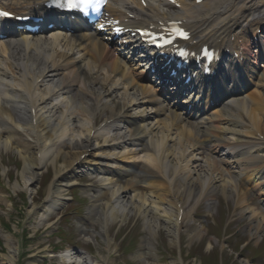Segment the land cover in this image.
<instances>
[{"label": "bare ground", "instance_id": "obj_1", "mask_svg": "<svg viewBox=\"0 0 264 264\" xmlns=\"http://www.w3.org/2000/svg\"><path fill=\"white\" fill-rule=\"evenodd\" d=\"M29 1L33 0L25 2ZM113 1L115 5L109 8L113 17L122 20L120 22L128 27L143 25L152 19L158 24L162 15L167 14L160 0ZM177 1L186 3L181 11L183 16L179 18L183 17L185 24L193 27L194 35L197 33L196 24L201 29H218L219 33L227 28L232 34L229 41H232L231 38L237 35L235 27L250 33L248 27H257L264 19L257 23L251 21L258 8L264 9V0H205L199 5L194 1ZM142 2L147 4L146 7ZM258 12L263 13L264 10L258 9ZM212 13L219 16L211 18ZM128 15L134 16V19ZM77 27L80 26L74 28ZM94 36L95 33L90 31H85L77 37L63 31L52 32L49 36L42 35L36 39L13 35L19 44L13 42L0 46V147L9 150L11 146L16 145L18 148L15 147L23 163L20 171L22 185L31 198L35 192L34 184L48 164L55 170L46 205H42L41 213L35 212L36 219L32 228L35 230L38 227L48 228L54 225L51 223L52 216L57 214L61 203L64 202L68 185L75 183L80 173H85L98 176L100 174L99 184L94 187L96 189L89 188L87 192L98 193H89L92 203L96 201L99 206L100 202L113 205L108 213L109 221H124L131 213L143 211L146 217L145 233L149 234L150 238L148 239L147 235L140 245L142 248L138 253L141 257L145 242L149 251L150 248L153 250L151 236L158 231V220L164 224L162 228L168 234L170 243H177L179 234L184 231L182 227H185V221L198 204L192 194L203 196L204 193H209V189L233 199L236 206L242 209L240 216L248 219V235L255 237L262 233V91L231 99V103L227 104L220 114V117L226 115L228 118L232 112L235 120L240 115L249 116L246 117L249 123L254 120L249 126L250 130L244 127L245 132L242 131L244 124L231 121L238 134L243 132L258 138L248 150L237 137L220 141L222 133L213 136L214 129L224 128L223 125L217 124L212 128L200 124L194 126V123L177 109H171L170 103L167 107L163 102H158L162 95H156L151 84L149 86L143 83L145 70L137 71L135 66L136 45L132 48L120 46V49H117L115 44H110L112 49H108L100 39L93 38ZM241 39L244 40V37ZM121 50L125 57L122 56ZM131 53L133 54L130 55ZM261 76H264V71ZM215 80L216 78H213L209 83ZM231 80L226 77L218 82L221 84V81H224V84ZM98 111L106 113V121L114 115H118V118L102 130H96L92 121ZM258 133L260 137H257ZM242 142L250 144L244 138ZM65 146L73 151L67 152V156L65 157V154L62 161H59ZM131 146L133 151L129 152L128 147ZM90 149L100 151L98 157H95ZM220 154L225 157L230 155V159L219 157ZM138 155L144 158L140 168L143 170L142 186L127 178L132 170H135V164L121 160H131L130 158ZM115 157L119 160L114 159ZM154 174L164 177L166 190H161L159 182H150L149 179ZM116 177H120V180ZM239 177H243L244 181L257 190L258 195L263 198L261 203L255 204L249 199L248 190L243 189ZM13 186L21 188L18 183ZM171 190L174 196L183 193V200H176ZM3 200L7 201L6 198ZM192 201H195V204L189 208L188 205ZM177 206L178 212L175 211ZM30 207L28 213L34 216L37 209L35 203ZM102 211L104 215L103 207ZM153 216L156 222L150 220ZM80 222L78 226L83 227V220ZM100 226L109 247L106 232L108 225L104 222ZM91 227L87 226L88 230L81 235L85 242L95 239V234L102 235V232L90 230ZM194 229L195 233L189 232V241L199 240L203 234L201 228ZM4 236L7 252L2 256L9 264H16L18 248L11 246L10 232H5ZM75 253L72 250L61 253L59 264H103L101 260L104 256L93 259L88 255ZM31 264L36 263L32 261Z\"/></svg>", "mask_w": 264, "mask_h": 264}, {"label": "rangeland", "instance_id": "obj_2", "mask_svg": "<svg viewBox=\"0 0 264 264\" xmlns=\"http://www.w3.org/2000/svg\"><path fill=\"white\" fill-rule=\"evenodd\" d=\"M15 147L16 145L11 146L9 150L0 147V264H9L2 256L4 252H7L5 232L11 233V246L18 248L19 254L15 260L16 264H31L32 261L36 264H59L60 258L57 256L73 248L74 240H77L81 244V249L85 251L84 255H88L93 259H97L99 256L107 258L105 261L103 257L101 260L103 264L105 262L107 264H253L247 262L240 255L239 251L243 243H239L234 252L228 245L225 246L224 248H227L228 253L224 251L223 261L218 259L217 249L216 252L208 254V241L212 242V246H218L217 240L220 234L216 226L217 224L221 226L223 222V220L218 219L213 221L209 229L204 230L207 235L203 238L204 241L201 244L200 240L189 241V232H193L191 227L185 229L179 235L178 241L180 243H177L178 245L171 244L167 234L160 228L161 231L151 237L154 247L153 250L150 248V251L146 255L147 261L144 263L143 261L145 260L141 261L142 257L138 255L143 235H141L139 228L133 229L136 225L131 226L129 224L134 222L141 224L143 222V217L141 216L137 221V217L134 215L130 217L128 222L125 221L126 223L123 225L117 222L108 223L107 236L110 248L107 246L106 238L101 237L99 234H95L94 237L96 238L91 239V242H84L80 235L81 232L79 233L80 227L77 225H80L82 218L88 217L86 214L87 210L93 203L87 197L90 192H87L86 188L83 189V187L98 184L95 180L98 177L90 174L80 173L77 176V184L67 189L65 192L66 202L57 210V214L52 216L51 223L54 225L48 228L38 227L34 230L32 224L36 219L34 218L35 212L39 214L42 211V205L45 196H47L46 193L51 185L52 178L55 175V170L53 166L48 164L47 169L44 170L36 184H34L35 192L31 198L29 193L23 188L24 185H22L20 171L23 163L21 162L20 154L17 152L18 148L16 147V149ZM72 151L67 147L61 154L59 161H62L63 156L67 152ZM96 157H98V153ZM15 183H18L21 188H14L13 185ZM245 185L249 187L247 184ZM254 194V191H251L249 197H255ZM3 198H6L7 201H4ZM255 201L260 202L257 197H255ZM34 203L37 209H35L33 216V214L28 213V210L31 208L30 205ZM192 203L193 201L189 203V206ZM228 203L230 204V202ZM94 204L95 207L91 209L89 214L90 219L84 225L90 224L92 226L90 230L93 229L97 233H100L102 229L100 226L101 218L103 217L102 207L104 204L101 202L100 206L97 202ZM133 209L132 207L131 210L133 211ZM260 236L264 237V233H260ZM249 238L251 240L253 237ZM226 239L227 236L225 235L223 240H220L221 244ZM245 239L246 237L242 240ZM246 242L245 240L242 247L245 246ZM248 253L245 249L242 254ZM112 260L114 263L111 262Z\"/></svg>", "mask_w": 264, "mask_h": 264}, {"label": "snow or ice", "instance_id": "obj_3", "mask_svg": "<svg viewBox=\"0 0 264 264\" xmlns=\"http://www.w3.org/2000/svg\"><path fill=\"white\" fill-rule=\"evenodd\" d=\"M104 0H64V4L69 8H78L87 12L90 6H93L95 10H99L101 3ZM0 15H8V13L0 12ZM119 30V29H118ZM177 35L187 37V33L183 30L177 29ZM170 41H165V43H169Z\"/></svg>", "mask_w": 264, "mask_h": 264}]
</instances>
